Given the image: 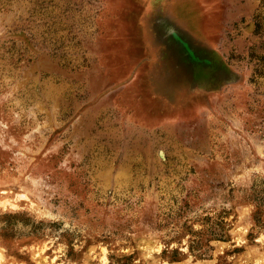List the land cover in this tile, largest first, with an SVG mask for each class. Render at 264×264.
<instances>
[{"label": "rangeland", "instance_id": "obj_1", "mask_svg": "<svg viewBox=\"0 0 264 264\" xmlns=\"http://www.w3.org/2000/svg\"><path fill=\"white\" fill-rule=\"evenodd\" d=\"M213 1L147 3L132 34L139 0H0V264H264V0ZM165 28L243 83L192 102Z\"/></svg>", "mask_w": 264, "mask_h": 264}, {"label": "flooded vegetation", "instance_id": "obj_2", "mask_svg": "<svg viewBox=\"0 0 264 264\" xmlns=\"http://www.w3.org/2000/svg\"><path fill=\"white\" fill-rule=\"evenodd\" d=\"M157 1L158 0H139L137 11L134 14H132V16L128 20V22L131 25L132 34L134 29L139 31V26H140L139 17H140L141 9L145 7L147 3L153 5ZM165 29L167 34L166 46L169 47L170 45L169 48H172V50L176 52L181 51L183 55H186L187 60L190 63H192L189 65L193 68L192 70L194 71V74L197 75L198 77L197 96H195L191 100L192 102L197 99H202L204 96L209 97L210 95H216L220 97L221 93L225 89L241 84L244 75L239 73L235 69H232L231 66H229L224 61V58L221 57V55L218 53L216 48L212 47L206 40H204L203 46H199L196 44H192L194 40L193 38L195 36L193 37L191 35H187L188 33L186 31L173 30L170 28H165ZM131 38L133 42L134 39L133 37ZM129 53H130V57L133 58L131 60L132 66H134L135 68L134 71L133 70L131 71L132 73L131 75H133L135 71L140 72L139 79L137 82L138 85L135 88L140 98V93H142L140 87V82H141L140 77H142V73L145 71L146 69L145 67L147 66V63L146 61L142 62L140 57H138V50L136 47L134 48V44H132L131 48L129 49ZM262 59L264 60V56L262 57ZM153 82L154 81H149V84H147L148 93L150 94L152 92L151 88ZM198 88L200 90H198ZM198 91L201 92L198 93ZM150 94L149 96L144 95V98L147 99L144 101V104L145 106L149 105V107L147 106V109L155 113L156 112L165 113L167 109H165L162 106L166 104L165 102L167 101V99H165L164 97L157 99L155 98V96L153 97ZM150 106H152V108L154 109H150L151 108Z\"/></svg>", "mask_w": 264, "mask_h": 264}, {"label": "water", "instance_id": "obj_3", "mask_svg": "<svg viewBox=\"0 0 264 264\" xmlns=\"http://www.w3.org/2000/svg\"><path fill=\"white\" fill-rule=\"evenodd\" d=\"M213 5H214V7H216V9H217V11H221V3H220V0H214L213 1ZM213 7V6H212ZM222 7H223V5H222ZM130 10V9H129ZM128 10V11H129ZM122 13H124V11H122V12H120V15H123ZM210 16L209 17H211V15H212V10H209V12H207ZM125 14V13H124ZM208 20H209V22L211 21V18H209V19H206V24H207V26H208ZM121 34H120V36L119 37H121L122 36V34L124 33V36H122L123 38L121 39L122 40V43L120 44V47H123V48H125V46H126V41H125V35H126V33H127V31H128V27L127 26H125V28H122L121 29ZM120 40V41H121ZM120 50H122V49H119V53H120ZM123 51V53H124V50H122Z\"/></svg>", "mask_w": 264, "mask_h": 264}, {"label": "trees", "instance_id": "obj_4", "mask_svg": "<svg viewBox=\"0 0 264 264\" xmlns=\"http://www.w3.org/2000/svg\"><path fill=\"white\" fill-rule=\"evenodd\" d=\"M148 46H149V47H148ZM148 46H147L146 48H150V49H152L154 53H156V52L158 53V50H160V48H159V46H158V43H156V42L153 44V47H151L150 43L148 44ZM152 50H151V51H152ZM160 51H161V50H160ZM160 53H161V52H160ZM160 53H159L158 55H161V56L165 55L163 52H162L161 54H160ZM167 54H168V53H167ZM161 56H160L159 59L163 58V57H161ZM157 58H158V57H157Z\"/></svg>", "mask_w": 264, "mask_h": 264}]
</instances>
